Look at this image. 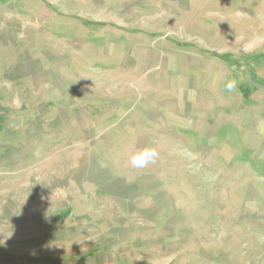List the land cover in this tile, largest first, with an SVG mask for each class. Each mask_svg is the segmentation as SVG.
<instances>
[{
	"label": "rangeland",
	"instance_id": "obj_1",
	"mask_svg": "<svg viewBox=\"0 0 264 264\" xmlns=\"http://www.w3.org/2000/svg\"><path fill=\"white\" fill-rule=\"evenodd\" d=\"M0 264H264V0H0Z\"/></svg>",
	"mask_w": 264,
	"mask_h": 264
},
{
	"label": "clouds",
	"instance_id": "obj_2",
	"mask_svg": "<svg viewBox=\"0 0 264 264\" xmlns=\"http://www.w3.org/2000/svg\"><path fill=\"white\" fill-rule=\"evenodd\" d=\"M225 88L228 92H233L238 88L237 81L234 79L227 80ZM159 153L155 147H145L133 153L130 162L134 168H144L149 164L155 163Z\"/></svg>",
	"mask_w": 264,
	"mask_h": 264
}]
</instances>
